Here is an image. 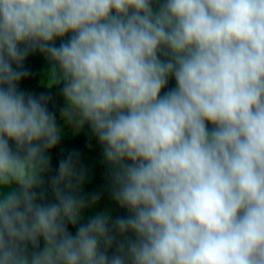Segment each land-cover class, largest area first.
Instances as JSON below:
<instances>
[{
    "label": "clouds",
    "instance_id": "clouds-1",
    "mask_svg": "<svg viewBox=\"0 0 264 264\" xmlns=\"http://www.w3.org/2000/svg\"><path fill=\"white\" fill-rule=\"evenodd\" d=\"M37 52L123 215L84 216L72 155L45 201ZM0 264H264V0H0Z\"/></svg>",
    "mask_w": 264,
    "mask_h": 264
},
{
    "label": "trees",
    "instance_id": "trees-1",
    "mask_svg": "<svg viewBox=\"0 0 264 264\" xmlns=\"http://www.w3.org/2000/svg\"><path fill=\"white\" fill-rule=\"evenodd\" d=\"M154 7H158L154 5ZM26 67L29 69V75L22 78L19 87L27 93L39 94L48 93L51 96L49 101V109L56 114L57 125L61 126V109L63 108V98L59 93L60 85L55 82L48 84L49 79L55 78L53 75L47 60L41 54L34 53L29 55L25 61ZM47 77V78H46ZM46 78V79H45ZM48 81H43V80ZM174 82L169 79L168 86H171ZM90 129L87 125H84L79 134L74 137L67 136L66 133H61L60 139L55 148L48 152V167L44 171L36 170V175L45 180L43 186V196L45 201L52 199V194L47 187V179L55 174L58 163L66 158L68 155H72L75 158L77 171H82L84 174V182L81 186L82 194L94 193L97 196L96 203L93 207L84 209V216H89L105 213L109 217H116L123 215L124 212L111 198V193L108 187V178L106 172V166L102 158V149L98 142L93 145L84 157L79 158L72 148L71 143H74L77 139L88 135ZM69 231L74 232L75 228L72 225L68 226Z\"/></svg>",
    "mask_w": 264,
    "mask_h": 264
},
{
    "label": "rangeland",
    "instance_id": "rangeland-1",
    "mask_svg": "<svg viewBox=\"0 0 264 264\" xmlns=\"http://www.w3.org/2000/svg\"><path fill=\"white\" fill-rule=\"evenodd\" d=\"M45 79L43 81H48ZM55 82H56V78L49 79L48 84L50 85ZM81 128L82 127H77L74 121L65 119L63 116H61V126H60L61 133L63 132L66 133L67 136L69 137H74L79 134ZM95 144H96V139L92 135L91 131H89L88 135L82 137V139H77L74 143H71L73 150L75 151L76 155L79 158L84 157L87 151Z\"/></svg>",
    "mask_w": 264,
    "mask_h": 264
}]
</instances>
